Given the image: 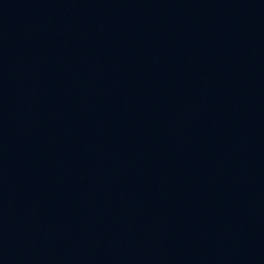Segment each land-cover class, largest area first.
<instances>
[{
  "label": "water",
  "instance_id": "1",
  "mask_svg": "<svg viewBox=\"0 0 264 264\" xmlns=\"http://www.w3.org/2000/svg\"><path fill=\"white\" fill-rule=\"evenodd\" d=\"M0 264H264V0H0Z\"/></svg>",
  "mask_w": 264,
  "mask_h": 264
}]
</instances>
